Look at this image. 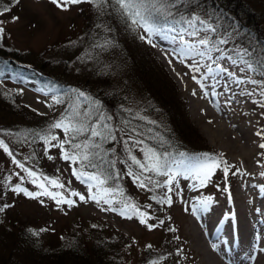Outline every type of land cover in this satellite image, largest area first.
<instances>
[{
  "label": "rangeland",
  "instance_id": "obj_1",
  "mask_svg": "<svg viewBox=\"0 0 264 264\" xmlns=\"http://www.w3.org/2000/svg\"><path fill=\"white\" fill-rule=\"evenodd\" d=\"M242 2L255 14L251 24L256 26L255 23H260L261 36L264 38V0H242ZM2 5L10 7L11 11L0 16V19L6 21L3 25L6 30L5 38L0 41V44L6 50L16 51L20 58L35 64L36 67L44 71V75L41 76L34 70L29 73L14 69L12 62H0V85L5 91L13 95L14 103H12V106L16 108L12 114H3L6 123L15 122L30 125L28 120L32 117L25 116L26 112H30L38 124L49 128L51 123L67 114L70 106L77 102L76 95L70 89L83 87L84 79L81 78L87 75L88 72H92L91 70H96L94 74L96 81L100 79V73L108 77L106 88L120 86L129 90L130 94L133 93L135 97L128 96L129 98L125 99L126 102L131 100L129 104L132 105L133 118L141 110L145 111L142 109V106L146 105L145 98H143L141 91L135 88L137 86L136 75L132 68L130 69L131 54L135 59V54L139 56L140 51H136L126 35H118L112 32L111 38L107 37L106 26L103 25L102 21L103 14L95 10L93 6L84 3L70 6L67 11H62L52 5L49 0H20L17 5H13L11 0H0V6ZM12 16H18L19 20L15 23L9 22ZM200 17L206 20L204 17ZM88 21L91 24V31L93 29L92 32L88 33L89 35L85 27ZM231 26L227 34L230 32L231 35H234L235 27ZM139 33L147 35L143 32V29H140ZM201 33L204 35L203 32ZM174 35H177V33H169L170 37ZM225 35L224 32H219L216 38H223ZM158 38V36L152 38L155 45H157ZM106 41L109 42L106 47H94L96 44L104 45ZM233 42L234 40L230 38L227 45H221L220 47L228 55L237 58L234 50L240 46L234 45ZM151 47L158 55L155 49L156 46L151 45ZM211 55L215 58L220 53L213 52ZM158 57L160 58L159 55ZM162 64L165 65L164 62ZM186 64L181 65L179 69L173 61L171 63L172 66H175L178 81L165 65L166 72L175 83L178 97H182L185 101L188 123L191 125V129L196 130L200 141L197 144L206 145L212 153L217 152L218 156L222 154L223 160L232 166L227 179L223 173L224 165H221L220 168L215 170L211 180L203 187L199 186V180L194 173H185V175L176 177L171 193H167V187L155 188L152 191L141 189L133 182L131 177L127 176V166L120 162L126 156L124 146L122 143L112 142L104 145V147L105 149H116L115 155L112 152L108 153V159L116 160L115 168L109 169L114 178L109 180L110 184L107 181L101 187L112 190L107 198L113 200L111 207H115L117 211H103L102 209L108 208L109 205H105L103 201L97 205L94 201L87 200L88 195H90L88 186L93 182L87 181L86 177L78 179L72 175L74 168L78 172H96V169L82 167L79 162L73 163L63 160L60 149L51 147V144H57L58 141H51L49 145H46L40 139V136L43 135L30 138L26 134L29 127H20L13 131L9 128L10 132L3 131V134L0 132V135L2 137L7 136V138H3L9 142L12 152L25 164V167L36 171L41 177L47 176L58 179L60 183L64 184V188L58 189L48 186L49 191L61 192L65 197L73 199L76 203L73 206L57 205L54 200L47 196L30 198L23 193L12 191L17 184L30 192H39L41 189L33 185L27 178L26 173L13 164L12 158L3 149H0V195L5 200L4 203L9 205L0 218L2 220L0 222L1 226L8 225V227H2L1 251L4 249L7 252L14 246L12 240L14 237L15 241L18 240L16 233L19 225L27 223L34 228L38 240L45 246L65 241L71 245L73 254L80 255L79 252L83 251L87 260L96 258L98 260L100 252H106V249L100 247L104 248L103 245L107 243H115L119 247L117 256L119 259L115 258L114 263L147 264L148 261L152 260H158L160 263L162 262V256L168 255V253L161 252L158 254V248L164 245L168 246L170 242L175 240L177 242L174 247L170 244V250L174 252L176 258L181 255L186 259V264H202L200 255L193 245L194 236L190 224V217L193 215L191 213L192 207L201 206L199 202L206 198H211L210 205L214 202L225 201L228 198V192L224 191L225 187L228 188L232 196L236 194V189L239 186L250 185V183L264 185V175H262L264 173V149L259 147L261 143H264V136L256 135L257 132L264 131V107H261V104L264 103V95H261V86L259 85L251 83L236 84L238 90L242 89L244 94L239 96V93H235L232 98L235 97L243 109H238L230 96L227 103L219 110L220 113H217L212 106L210 95L216 96L221 92L226 83L227 74H219L220 77L217 78L215 84L211 82V86L214 85L208 87L210 94L208 93L205 96L204 93L207 91L204 85L207 82V67L199 72H192L189 65ZM209 64H211V61L208 60ZM220 64L228 67L230 72L234 71L233 73L237 78L246 80L247 76H251L256 79L250 72L246 75L239 71V67L243 65L232 66L226 60L220 61ZM212 67L215 68L216 65L213 64ZM23 68L30 71L26 65ZM193 75L200 81L199 84L191 78ZM87 85L93 84L89 83ZM193 91L196 93L195 96ZM249 92L252 93L251 96L247 95ZM57 100H60L61 103H57ZM72 100H76V102L72 104ZM79 100L81 109L86 107L83 98H79ZM6 103V100L0 99V106H4ZM20 108L24 112H18ZM145 112H149V109ZM221 114L229 118L230 121L227 124L233 134L241 133L245 128L249 133L248 135H251L248 137V141H244L242 138V142L240 140L239 143L236 142L237 144L231 146L227 144L224 137L217 135L215 133L216 125L222 122V118H224ZM136 119L138 122L141 121V119ZM157 120H155V123L158 126L161 121ZM143 121L145 128H150V124L146 123L145 120ZM46 135H55L59 138V141L66 139L64 132L60 129H48ZM84 138L77 139L74 142H81ZM253 143H255V146L252 148ZM197 144L195 140L192 143L196 146ZM65 150L74 151L69 144H65ZM133 154L137 155L138 158H142L138 151L134 150ZM168 154H170L171 159L173 153ZM48 156H52L53 159H48ZM210 156H213V154H210ZM188 159L177 161H184L187 164ZM172 167L176 168L177 164L173 163ZM133 171H137L135 166H133ZM181 171H184L183 166H181ZM116 172H120L118 177L115 176ZM233 172L236 174L233 175ZM147 175H152L153 179L160 183L167 179L164 176ZM21 177H24V179L21 180ZM120 181H123V187L117 185ZM125 188L128 189V192L125 191ZM121 190L123 191L122 196ZM96 191L97 189L93 187L92 192L96 193ZM71 192L85 195L86 202L80 201L79 197L70 196ZM165 193L172 197L173 203L170 206L158 204L156 200L151 199L152 196L165 198ZM125 200L137 205L141 211L148 212L153 217L148 221L149 223H158L159 220H164L165 224L149 230L146 226L141 225L135 217L129 220L121 216L119 213L123 210L122 201ZM248 204L242 203V206L253 212V203ZM149 205L151 207H148ZM186 208L188 211H185ZM189 214L191 215L189 216ZM15 219L16 221L12 225L10 220ZM260 225L264 227V217L261 218ZM169 227L175 228L177 231L170 232L167 230ZM177 236L180 237L179 240L174 238ZM148 245H152V247L148 248ZM178 249L183 251L177 254ZM73 254H70L72 259L78 257ZM2 256L0 254V258ZM107 258L108 255H104L103 260ZM66 260L67 256L65 255L61 258V263L63 264ZM170 261L171 259H166L160 264H169ZM92 263L103 264L102 262Z\"/></svg>",
  "mask_w": 264,
  "mask_h": 264
},
{
  "label": "snow or ice",
  "instance_id": "obj_2",
  "mask_svg": "<svg viewBox=\"0 0 264 264\" xmlns=\"http://www.w3.org/2000/svg\"><path fill=\"white\" fill-rule=\"evenodd\" d=\"M49 2L56 8L67 11L70 6L80 5V4H90L101 14L106 10L109 0H49ZM120 16L125 20V22H130L129 26H135L136 28L143 29V32L147 35H141L139 38L145 40L148 44L155 47L153 43V37L158 36L163 40H169L173 43L179 42L177 49L173 50V55L180 58V62H184L185 57L192 58L193 63L190 66L192 72H199L200 66L199 61L196 60L197 57L201 59H207L211 61V64L206 65L209 74L216 73L217 75L224 73L227 74L228 78L236 84L251 83L253 85L261 86V95H264V80H256L251 76H247V79H240L235 77V73L230 72L229 68L226 66H221L220 61L226 60L230 62L232 66H239V71L242 73H255L264 77V48L256 49L253 48L251 51L246 47H237L234 51L236 57L228 55L221 45H227L231 34H228L225 38L213 39V34L217 32V27L207 20L201 19L199 15H192L190 18H185L183 15L180 16V20H175L176 13L173 9H176L178 5L184 4L185 0H111ZM191 2V0H189ZM13 5L20 3V0H11ZM11 11L10 7H3L0 9V16ZM19 20L18 16H12L9 22L15 23ZM183 23L186 27L177 28L176 24ZM6 23L5 20L0 19V41L5 38V28L3 25ZM99 27V25H97ZM203 32L204 35L201 36L200 33ZM169 33H177L175 36H169ZM185 34L193 38L191 40L185 39ZM109 42H105L104 45L96 44L94 47L104 48ZM0 47H3L0 44ZM217 52L220 55L215 58L211 53ZM168 53H166V56ZM251 58V59H248ZM172 63V60H169ZM216 65L215 68L212 65ZM187 75V73H185ZM198 84L196 76L191 77ZM203 87V85H201ZM77 97V102L70 106V110L62 116L59 120L51 123L49 129H60L64 132L66 139L59 141V138L55 135H43L40 139L44 141L46 145H49L51 141H58L57 144H51V147H58L61 151V158L65 161H71L73 163H81L82 167H90L97 169L96 172H78L75 168L72 170V175L76 176L78 179L86 177L87 181L93 183L89 184L87 200L94 201L97 205L103 201L105 205H109L108 208L102 209L103 211H117L115 207H111L113 200L107 198L112 191L109 188L101 187L108 180L113 179V174L109 169L115 168L116 160L108 159V153L112 152L113 155L116 154L115 148L105 149L104 145L110 144L112 142L122 143L124 146V152L126 156L120 160L121 163L127 166V176L133 179V182L141 189H146L149 191L155 188L167 187V193L173 192V182L176 180L178 175L195 174V177L199 180V186L203 187L206 183L211 180L216 169L223 166V173L227 179L231 165L227 164V161L223 160L222 154L220 156H210L208 153L201 154L200 157L189 158L188 163L185 164L184 161H174L170 159V154L167 152H158L156 148L149 146L146 141L149 139H155L156 137L150 136L148 134L152 133L153 129L147 128L143 131L139 130L137 127L132 126L130 120L121 121L122 127L119 125H114L111 123L113 120L112 115H106L99 107V102L92 100L91 97L86 96L83 91L79 89H70ZM193 91V95H195ZM244 94V93H241ZM204 95H208L207 92ZM215 95V93H213ZM247 95L251 96L252 93L249 92ZM79 98H83V102L86 103V107L81 109V102ZM61 103L60 100L56 101ZM264 107V103L261 104ZM130 111V110H125ZM138 119H146L136 113ZM148 124H155V121H147ZM257 136H264V131L257 132ZM84 136L85 138L81 142H74L79 137ZM119 137V140H118ZM163 143V137H159ZM65 144H69L71 149L74 151L65 150ZM261 149H264V143L259 145ZM0 149H3L8 156L12 158V163L15 164L19 169L26 173L27 178L33 185H36L41 191L30 192L26 188L21 187L17 184L12 191L16 193H23L25 196L30 198H37L39 196H47L55 201L57 205L66 204L68 206H73L76 201L65 197L61 192L49 191V187H55L58 189L64 188V184L60 183L58 179L50 178L47 176L41 177L36 171H33L22 163L20 160L16 159L13 152L10 151L8 144L3 140H0ZM138 151L142 158H138L133 152ZM181 157H184L185 153H179ZM48 159H53L52 156H48ZM176 163L177 167L173 168L172 164ZM133 166L137 171H133ZM181 166H183L184 171H181ZM167 177L163 183H160L153 179L152 175ZM233 175L236 173L233 172ZM19 175V174H18ZM120 172H116L115 176H119ZM264 175V173H262ZM24 177H21L23 180ZM147 181V183H145ZM46 182V183H45ZM152 186L151 188L149 186ZM93 187L97 189L96 193L92 192ZM225 192H228V199L231 202V193L228 188H224ZM264 191V188L261 189ZM165 193V198H158L152 196L151 199L156 200L158 204L161 205H171L173 203L172 197ZM178 194V193H177ZM70 196L79 197L80 201L86 202L85 195H81L78 192H71ZM123 191L121 190V196ZM43 203V201H41ZM123 210L120 211V215L131 220L134 217L138 219L141 225L146 226L149 230L158 228L165 224L164 220H159L158 223H149L148 221L153 219L148 212L141 211L137 205L130 203L128 201H122ZM203 209L206 211L208 206L211 204V198H206L199 202ZM9 207L5 204L0 208V212L4 208ZM148 207H151L149 205ZM185 211H188L186 208ZM192 214L199 219L197 216V207L193 206ZM259 211V209H257ZM131 213V214H129ZM170 232H176L177 229L169 227L167 229ZM179 240L180 237H174ZM259 240V237H257ZM151 248L152 245H148ZM212 249L215 251L217 245L213 244ZM183 250L178 249L177 254H180ZM259 252L264 253V247L259 248ZM255 259V257H252ZM149 264H159L158 260H152Z\"/></svg>",
  "mask_w": 264,
  "mask_h": 264
},
{
  "label": "trees",
  "instance_id": "obj_3",
  "mask_svg": "<svg viewBox=\"0 0 264 264\" xmlns=\"http://www.w3.org/2000/svg\"><path fill=\"white\" fill-rule=\"evenodd\" d=\"M3 7H5V5L0 6V9ZM115 7L116 6L112 4L111 0H109L106 10L103 12L102 21L103 25L106 26V33L108 35L105 34L109 38H111L112 32L118 35H126L130 44L136 51H140L139 56L135 54V59L130 53V69L132 68V71H134L136 75L137 86H135V88L139 89L143 94V98H145L146 105L144 104L142 109L145 111L149 109V112L141 110L139 115L146 118L144 119L146 123L149 120L155 121L159 119L161 121L158 126L156 123L150 124V128L153 129V131L148 135L156 138L149 139L146 143L156 148L158 152L173 153L171 159L174 161L200 157L203 153L218 156L217 152L212 153L211 149L207 148L206 145L197 144L200 142L198 134L196 130L191 129L192 127L188 123L185 101L182 97H178L174 81L166 72L164 65L159 60V57L156 55L151 45L139 38L141 36L139 33L141 28H136L135 26L130 27V22H125L120 14L115 11ZM173 11L176 13L175 20H180L181 15L185 18H190L193 15L192 13L204 17L209 23L217 27V32L213 34V39L217 37V33L219 32H224L226 34L223 38L228 36L230 32L228 34L227 32L232 27L231 25H233V27H235V33L231 35V38L234 40V45L246 47L250 51L253 48H264V38L261 36L260 23H255L256 26L251 24L253 22V15L255 14L244 2H242V0H191V2L185 0L184 4L178 5ZM108 20L110 21L108 22ZM85 27L88 34L91 31V24L89 21L86 23ZM175 27L181 28L186 27V25L181 22L176 24ZM0 62H12L14 69L27 71L29 73L34 70L39 75H44V71L36 67L35 64L23 60L16 51L6 50L4 47H0ZM24 65H26L30 71L23 68ZM91 71L92 72H88L87 75L81 78L84 79V86L77 88L83 91L86 96L91 97L92 100L98 101L100 109L106 115L113 116L111 123L114 125L122 127L121 121L130 120L132 126L137 127L141 131L145 130L144 121L141 120L138 122L136 118H133V113L131 112L132 105L129 104L131 100H128V102L125 101L126 98H129L128 96H134L133 93L130 94L131 92L129 90L120 86L106 88L105 86H108V77L100 73V79L96 81L94 79L96 70ZM252 74L257 80H264V77L255 73ZM89 83L93 85H87ZM1 98L7 101L4 106H0V132L2 134L3 131L10 132L9 128L13 131L20 127H29L26 134L30 138L47 134L49 129L48 126L43 127L38 124L35 117L30 112H26L27 114L25 115L26 117H32L28 120L30 125L15 122L6 123L3 114H12L16 108L12 106V103H14L13 95L5 91L0 85V99ZM75 102L76 100L71 101L72 104ZM126 109L130 111H125ZM18 110V112H24L22 108ZM3 137L7 138L5 135ZM3 137L0 135V140L8 144L10 151H12L9 142ZM159 137H163L164 141H167V143H163ZM82 138L84 137L81 136L78 139L81 140ZM193 138L197 146L192 145V143H194ZM179 153H185L186 155L181 157ZM13 155L15 154L13 153ZM15 157L19 160L16 155ZM112 183L114 184V182ZM108 184H110L109 180ZM117 185L123 187V181L118 182ZM125 191L128 192V189L125 188ZM4 202L5 200L0 195V208L5 205ZM4 212L5 208L0 212V218ZM10 221L13 225L16 219ZM0 222H2L1 219ZM6 226L8 227V225ZM6 226H1L0 224V237L3 236L2 227ZM16 235L18 236V240L15 241V237L13 238L12 243L14 246L12 248L7 252H5L4 249H2V251L0 250L1 256L3 255L2 258H0V264H62L61 258L65 257V255L67 256V260L63 264H93L92 262L122 264L121 262H113L115 258L119 259L117 257L119 247L115 243H107L103 245L104 248L100 247L101 249H106V252H100L98 260L97 258L87 260L83 251L79 252L81 253L80 255L73 254L74 252L70 247L71 245L65 241L45 246V244L38 240L37 233L30 224H20ZM2 238L4 239V237ZM176 242L177 241L174 240L170 242V244L174 247ZM170 244L158 248V254L161 252L168 253V255L162 256V262L160 263H163V260L171 259L169 264H186V259L183 256L180 255L178 258L175 257L174 252L170 250ZM95 245L97 246V244ZM70 254L78 257L72 259ZM104 255H108V258L105 260H103ZM149 262L150 261H148L147 264H149Z\"/></svg>",
  "mask_w": 264,
  "mask_h": 264
},
{
  "label": "bare ground",
  "instance_id": "obj_4",
  "mask_svg": "<svg viewBox=\"0 0 264 264\" xmlns=\"http://www.w3.org/2000/svg\"><path fill=\"white\" fill-rule=\"evenodd\" d=\"M200 35L203 36L202 33H200ZM185 39L191 40L192 38L185 34ZM156 44L155 49L158 55L165 63L168 71L178 81V74L174 69L175 66L180 69L181 65L187 63L190 67L193 63L192 58L185 57L184 62L181 63L180 58L173 55V50L177 49L179 46L178 41L173 43L171 39L163 40L159 37ZM166 53H168L167 56ZM170 59L175 66H172L169 63ZM196 60L199 61L200 70L208 65L207 59H201L198 57ZM206 75L207 82L204 87L206 88L207 93L210 94L208 87L211 86V82H214L215 84V81H217V78L220 76L216 73L209 74L208 72ZM235 93H239V96H242L243 94L241 93L244 92L242 89L238 90L236 83H233L227 77L226 83L221 92L216 96H212V94L210 95L213 103V105H211L216 109L217 113H220L219 110H221L222 106L227 103L230 96L234 101L235 106L238 109H243L239 105V102L236 101L235 97L232 98ZM222 116L224 117L222 118V122L216 125L215 133L217 135L224 137L227 144L231 146L240 140L242 142L243 139L244 141H248V137L251 135H248L249 133L245 128L244 130L242 129L243 131L241 133L237 132L233 134L228 128L230 121L229 118L224 115ZM253 144L254 145H251L252 148L255 146V143ZM261 185L264 186L263 184ZM261 185L250 183V185L239 186L236 189V194L231 196V202H229L228 198L222 202H214L212 205L208 206L206 211L204 209H197L196 215L199 216V219L194 215L190 217L191 232L194 236L193 245L200 255L202 264H264V253L259 252V248L264 247V227H262L263 225H260L261 218L264 217V193L261 191ZM242 203H253V212H250L248 208L242 206ZM257 209H259V211H257ZM259 215H261V218ZM257 237H259V240H257ZM213 244L217 245L215 251L212 249ZM252 257H255V259H252Z\"/></svg>",
  "mask_w": 264,
  "mask_h": 264
}]
</instances>
